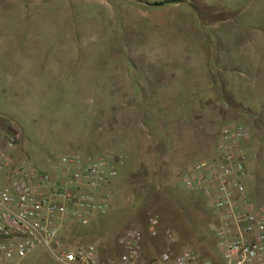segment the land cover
<instances>
[{
	"label": "rangeland",
	"instance_id": "rangeland-1",
	"mask_svg": "<svg viewBox=\"0 0 264 264\" xmlns=\"http://www.w3.org/2000/svg\"><path fill=\"white\" fill-rule=\"evenodd\" d=\"M166 1L0 0V122L12 126L31 167L54 175L64 156L120 158L110 213L72 247L99 240L101 260H113L119 237L134 229L144 235L139 264L184 247L224 264L205 200L179 177L214 154L223 126L237 123L250 133V169L264 192V0H187L210 7L207 20H216L203 25L195 12L198 33L190 20L139 14ZM127 14L135 19L124 22ZM160 21L180 36L164 41ZM202 51L216 93L206 101L202 75L165 66L173 57L197 65ZM227 95L256 117L230 111ZM152 216L160 219L156 238L147 233ZM15 264L54 262L38 249Z\"/></svg>",
	"mask_w": 264,
	"mask_h": 264
},
{
	"label": "built area",
	"instance_id": "built-area-1",
	"mask_svg": "<svg viewBox=\"0 0 264 264\" xmlns=\"http://www.w3.org/2000/svg\"><path fill=\"white\" fill-rule=\"evenodd\" d=\"M241 124L223 126L214 154L193 162L180 174L184 188L205 200L209 230L217 238L224 264H264V192L253 190L247 144ZM18 139L9 135L0 145V264H15L41 249L54 264H139L144 235L127 230L118 239L116 259L102 261L101 242L72 247L74 230L87 229L108 216L115 200L117 164L110 156H64L54 175L29 164L18 154ZM160 219L148 220L147 233L156 238ZM169 244L177 240L166 235ZM151 264H212L190 247L167 249Z\"/></svg>",
	"mask_w": 264,
	"mask_h": 264
},
{
	"label": "crops",
	"instance_id": "crops-1",
	"mask_svg": "<svg viewBox=\"0 0 264 264\" xmlns=\"http://www.w3.org/2000/svg\"><path fill=\"white\" fill-rule=\"evenodd\" d=\"M182 3L179 4H172L171 5V9H164V7L166 6H162V7H150L151 11H147L148 9H145L141 12H139V14L142 17H153L154 19H166V18H171V17H177L180 19H185V20H190L192 23V31H194L195 33H198L197 31V26L198 23L196 21V14L194 9L191 7L190 2L187 0H181ZM169 6V5H168ZM185 8V9H181V8ZM133 7H129V9L132 10ZM127 12V11H126ZM134 16L128 15L127 17L124 18V22L127 21H132L134 20ZM178 24V23H177ZM173 26V25H172ZM156 29L158 30H163L164 33L166 34H162L165 35L163 37L164 41H169V40H173V39H177L178 34L172 32L173 31V27H170V25H168L166 22H162L160 21L159 23H156V25L154 26ZM197 31V32H196ZM168 46V44L166 45ZM208 56L207 53L202 51V58L200 59L199 63L196 65L194 62L193 64H189L187 63L186 59H183V57H176V58H171L170 63L166 64L165 66H169L172 68L171 72L172 74H177V75H188L190 74V72H193V74H200L202 75L201 77H203V79H205V91H206V97L204 99V101L209 100V99H213L216 97V93L214 90V86L213 83L210 81L209 75H208V60H207ZM154 62H157V60H154ZM197 68V69H196ZM197 107L194 108V110H192L190 112V114L192 113H197L200 110H196ZM0 132H2V137L3 138L6 134L12 135V133H15L14 129L12 128L11 125H6L3 122H0ZM250 144V140L249 143L247 144L246 148L248 147V145ZM255 193L258 194H262L261 192L259 193V188H258V184L256 183V185H253V190Z\"/></svg>",
	"mask_w": 264,
	"mask_h": 264
},
{
	"label": "trees",
	"instance_id": "trees-1",
	"mask_svg": "<svg viewBox=\"0 0 264 264\" xmlns=\"http://www.w3.org/2000/svg\"><path fill=\"white\" fill-rule=\"evenodd\" d=\"M179 3H182V1L181 0H169V1H166L163 3H154V4L149 5V6L150 7H162V6H166V5L179 4ZM190 5L194 9V11L198 14V17H199L200 21H202L203 25H210L216 21L214 18H212L211 20H207V12H209V13L212 12L210 7L205 6L204 9L201 10V8L198 7L197 5H195L193 2H191ZM226 98H228L227 105H228L230 111L234 112L237 115H241V116L244 115V116H248L250 118L256 117V113L242 108L239 104L235 103L230 96L227 95ZM154 188L155 187L153 186V188L150 190L151 193H153V191L155 190ZM81 231L82 230H79V229L74 230L75 238L78 237V234Z\"/></svg>",
	"mask_w": 264,
	"mask_h": 264
}]
</instances>
